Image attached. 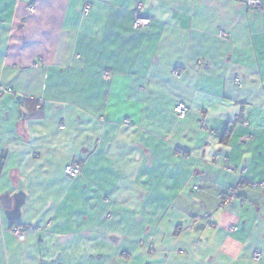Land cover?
I'll use <instances>...</instances> for the list:
<instances>
[{
  "label": "crops",
  "instance_id": "1",
  "mask_svg": "<svg viewBox=\"0 0 264 264\" xmlns=\"http://www.w3.org/2000/svg\"><path fill=\"white\" fill-rule=\"evenodd\" d=\"M0 87V264H264V0H0Z\"/></svg>",
  "mask_w": 264,
  "mask_h": 264
},
{
  "label": "built area",
  "instance_id": "2",
  "mask_svg": "<svg viewBox=\"0 0 264 264\" xmlns=\"http://www.w3.org/2000/svg\"><path fill=\"white\" fill-rule=\"evenodd\" d=\"M243 3L247 7L253 8L255 10H261V8H262V0H243ZM27 9L29 12H32L33 6L28 4ZM88 12H89V8L87 7L84 9V13L87 14ZM150 23H151V19L144 14L143 5L141 3L138 4L137 8L134 12V17H133V21H132V28L135 30H141L142 31V30L147 29L149 27ZM220 36H223V33H220ZM173 75L176 77H180L181 73L179 71H174ZM236 82L240 86L239 81H236ZM2 93H7V91L3 90L0 87V94H2ZM187 111H188V107L185 106L184 104H178L174 107V113L179 118L185 117ZM64 172L69 177H76L80 173V165L76 162L69 164L65 167ZM246 185L249 187H257V186H259V183H254L252 181H246ZM227 193H228L227 195H224L225 197H227V199L232 198L235 195V191L232 189H229ZM220 198H223V197L220 196ZM12 233L17 235L20 233V229L19 228H13ZM260 259H262V254L259 252H254L253 256H252V260L257 262Z\"/></svg>",
  "mask_w": 264,
  "mask_h": 264
},
{
  "label": "water",
  "instance_id": "3",
  "mask_svg": "<svg viewBox=\"0 0 264 264\" xmlns=\"http://www.w3.org/2000/svg\"><path fill=\"white\" fill-rule=\"evenodd\" d=\"M1 201L4 204V206L10 207V202H9V199H8L7 195L3 196Z\"/></svg>",
  "mask_w": 264,
  "mask_h": 264
},
{
  "label": "rangeland",
  "instance_id": "4",
  "mask_svg": "<svg viewBox=\"0 0 264 264\" xmlns=\"http://www.w3.org/2000/svg\"><path fill=\"white\" fill-rule=\"evenodd\" d=\"M245 183H246V181H245ZM232 190H235L234 188H231ZM221 197H223V198H221L223 201H227V200H229V199H227V197H225L223 194H222V196Z\"/></svg>",
  "mask_w": 264,
  "mask_h": 264
}]
</instances>
